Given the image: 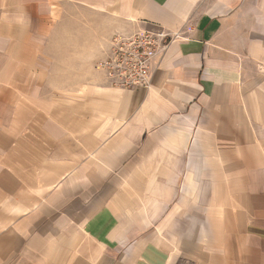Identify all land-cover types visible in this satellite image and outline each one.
I'll return each mask as SVG.
<instances>
[{
    "label": "crops",
    "instance_id": "obj_1",
    "mask_svg": "<svg viewBox=\"0 0 264 264\" xmlns=\"http://www.w3.org/2000/svg\"><path fill=\"white\" fill-rule=\"evenodd\" d=\"M0 264H264V0H0Z\"/></svg>",
    "mask_w": 264,
    "mask_h": 264
},
{
    "label": "built area",
    "instance_id": "obj_2",
    "mask_svg": "<svg viewBox=\"0 0 264 264\" xmlns=\"http://www.w3.org/2000/svg\"><path fill=\"white\" fill-rule=\"evenodd\" d=\"M179 33L164 28H143L131 33H116L110 54L98 66L121 88L148 87L151 80L150 61Z\"/></svg>",
    "mask_w": 264,
    "mask_h": 264
},
{
    "label": "rangeland",
    "instance_id": "obj_3",
    "mask_svg": "<svg viewBox=\"0 0 264 264\" xmlns=\"http://www.w3.org/2000/svg\"><path fill=\"white\" fill-rule=\"evenodd\" d=\"M98 19H100V18H98ZM97 60H98V58L96 57L94 59L95 64H96ZM56 61H59V62L62 61L64 68H67L65 66L72 65V62H73V61H71V59H67V58L56 59L51 64L52 68L54 67V62H56ZM84 66H85V64H84ZM55 76H56V80L64 82L63 84H65L66 82H68L70 84H75L77 82V83H79V85L84 83L85 78L87 77V75H84L82 73H77V74H65V73H63V74H58Z\"/></svg>",
    "mask_w": 264,
    "mask_h": 264
}]
</instances>
